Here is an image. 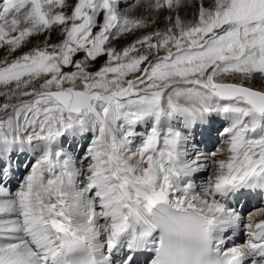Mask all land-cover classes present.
Masks as SVG:
<instances>
[{"label":"snow or ice","instance_id":"obj_1","mask_svg":"<svg viewBox=\"0 0 264 264\" xmlns=\"http://www.w3.org/2000/svg\"><path fill=\"white\" fill-rule=\"evenodd\" d=\"M0 50V264H264V0H0Z\"/></svg>","mask_w":264,"mask_h":264},{"label":"rangeland","instance_id":"obj_2","mask_svg":"<svg viewBox=\"0 0 264 264\" xmlns=\"http://www.w3.org/2000/svg\"><path fill=\"white\" fill-rule=\"evenodd\" d=\"M189 10H192L191 4H189L188 7ZM151 29H144V30H140L138 32L135 33L136 36H140L143 35L146 31H149ZM35 42V41H34ZM125 43H127V40H120L119 42L116 43V46L119 48L120 46L124 45ZM14 57H10L9 59H12ZM4 60V51L0 50V62H2ZM250 85L252 86H256L261 88L262 86H264V80H262L258 75L249 82ZM4 86L0 85V91H4ZM4 102V97L0 96V103Z\"/></svg>","mask_w":264,"mask_h":264},{"label":"bare ground","instance_id":"obj_3","mask_svg":"<svg viewBox=\"0 0 264 264\" xmlns=\"http://www.w3.org/2000/svg\"><path fill=\"white\" fill-rule=\"evenodd\" d=\"M188 15L185 16V9H181V15L185 18V19H191V12L192 10L187 9ZM132 15H139L140 11L139 10H134L132 13Z\"/></svg>","mask_w":264,"mask_h":264}]
</instances>
